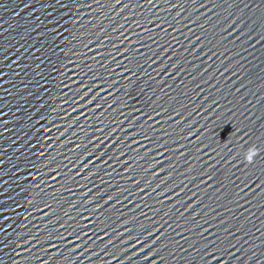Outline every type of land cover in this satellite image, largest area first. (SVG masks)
<instances>
[{
	"label": "water",
	"instance_id": "95a60500",
	"mask_svg": "<svg viewBox=\"0 0 264 264\" xmlns=\"http://www.w3.org/2000/svg\"><path fill=\"white\" fill-rule=\"evenodd\" d=\"M0 264H264V0H0Z\"/></svg>",
	"mask_w": 264,
	"mask_h": 264
},
{
	"label": "clouds",
	"instance_id": "9594fccd",
	"mask_svg": "<svg viewBox=\"0 0 264 264\" xmlns=\"http://www.w3.org/2000/svg\"><path fill=\"white\" fill-rule=\"evenodd\" d=\"M259 149L256 146H250L244 153V161L246 164H253L255 162V158L259 154Z\"/></svg>",
	"mask_w": 264,
	"mask_h": 264
}]
</instances>
